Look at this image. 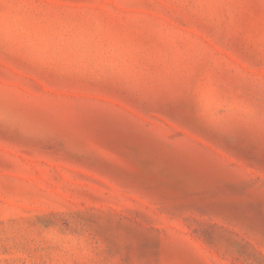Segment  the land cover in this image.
Wrapping results in <instances>:
<instances>
[{
	"label": "rangeland",
	"instance_id": "rangeland-1",
	"mask_svg": "<svg viewBox=\"0 0 264 264\" xmlns=\"http://www.w3.org/2000/svg\"><path fill=\"white\" fill-rule=\"evenodd\" d=\"M0 264H264V0H0Z\"/></svg>",
	"mask_w": 264,
	"mask_h": 264
}]
</instances>
